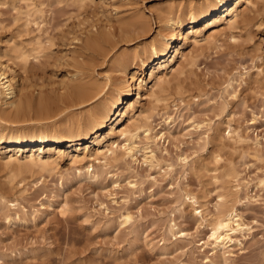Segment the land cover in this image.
I'll list each match as a JSON object with an SVG mask.
<instances>
[{
	"label": "rangeland",
	"instance_id": "rangeland-1",
	"mask_svg": "<svg viewBox=\"0 0 264 264\" xmlns=\"http://www.w3.org/2000/svg\"><path fill=\"white\" fill-rule=\"evenodd\" d=\"M212 3L0 0V60L19 72L24 87L35 95L42 89L56 98L70 86L107 82L109 86L113 82L109 92L115 94V80L122 76L119 69L126 64L131 71L137 69L133 64H139L144 48L164 30L160 11H178L188 20L189 12L211 8ZM259 4L260 15L252 7L238 17L236 27L218 23L222 32L214 41L187 46L193 57L183 64V72L169 73V82L157 97L136 104V116L143 108L148 119L139 121L144 127L139 129L133 158L119 150L115 160L96 161L102 157L99 145L79 140L85 121L73 127L76 142L63 140L45 147L55 158L52 169H28L23 164L39 147L25 146L17 152L18 148L8 146L11 129L6 130L0 138V264H264V188L258 184L264 172V1ZM196 24L203 37L212 31L206 20ZM105 28L113 38L99 35ZM89 30L99 31L101 43L87 44ZM19 49L28 55L26 61L15 57ZM105 50L110 52L102 58ZM119 59L127 63L118 64ZM150 72V66L143 74L138 71L135 83L140 77L149 79ZM152 85L149 81L144 92L151 91ZM136 97L131 96V102ZM97 103L67 110L66 120L76 123ZM32 113V121L0 124L37 132L43 123H56L64 116L41 120L36 110ZM168 115L175 122L169 125L165 141L146 138V129L151 128L153 135L164 129ZM192 118L211 122V129L192 130L188 126ZM230 125L247 141L234 142L228 134ZM112 142L114 146L125 143L117 134L102 148ZM11 154L19 156V165L8 163ZM90 164L94 170L87 172ZM231 171L240 174V181L249 182L248 189L242 185L239 193L233 192L237 182ZM223 191L230 194V202L233 197L242 200L237 206L251 227L242 247L230 249L226 258L210 247L204 250L201 244L208 228L200 225L188 198L198 196L210 216ZM124 214L132 216L131 223L123 222ZM173 222L192 236L174 235Z\"/></svg>",
	"mask_w": 264,
	"mask_h": 264
},
{
	"label": "bare ground",
	"instance_id": "bare-ground-1",
	"mask_svg": "<svg viewBox=\"0 0 264 264\" xmlns=\"http://www.w3.org/2000/svg\"><path fill=\"white\" fill-rule=\"evenodd\" d=\"M78 1L85 4V2L91 0H77V2ZM260 1L263 2L264 0H213L211 8H204L195 13L189 12L190 17L188 20L178 11H172L170 9L167 11H160L158 13V18L162 22L164 30L158 32L157 37L148 44L147 48H144V50L142 49L144 55L140 57L139 64H133L137 69L131 71L128 67L129 64H126L125 66L121 64L124 67H121L122 70L118 69L121 71L122 76H118L116 80L114 79L117 85L114 88L116 91L115 94H111V91V93L109 92L113 82L110 86L109 82H107L103 85L94 83L89 85L87 83L70 86L65 92L61 94L58 93V98L46 96L48 93L44 92L42 89L38 91L37 95H35L34 90L31 91L24 87L25 83L23 84V78L20 77V73L13 70L9 65L4 64L0 60V121L8 124L26 123L34 119L33 116L35 114L32 113L34 110H36V116L41 117V120L54 119L64 113V116L56 121V123L61 122L59 128L55 127L56 123H43L42 125L40 124V127L38 126L39 130L37 132L25 131L27 128L26 126L15 129L12 126L8 127V125L0 124V138L6 135V130L9 128L11 129V134L9 135L10 138L7 143L10 148H18L17 152H19V150L25 146H30V148L33 149L35 146L39 147L36 151L31 152L29 158L27 157V163H24L23 165L28 164V169H30L29 166H31L32 168L36 167L41 170H49L56 162L55 158L50 154L51 149L49 148L50 151L46 152L44 151L45 147H51L63 140H67V142H70L71 144L74 143V141L76 142L78 137L75 135L73 127H79L83 122L86 123L85 121H87V126L85 127L83 134L84 136L79 140L85 142L91 140V142L99 145L98 152L101 153L102 157L99 156L96 161H100L101 159L104 161L109 159L115 160L117 157V151L119 150L122 151V154L127 158H133L135 153H137L135 141L139 137V129L144 127L139 121L148 119V116L143 115L142 107H140L142 109L139 110V114L136 116V104L141 105L142 98L157 97L158 91L161 90L163 84L169 82V73L175 74L183 72V64L189 60L188 58L191 59V57H193L191 56V54H193V52H191L192 50L188 51L186 49L187 46H197L202 43L205 44V42L208 43L214 41V38H217L215 36L222 32L216 27L218 23L226 21L229 24V27H236L239 22L237 21L238 17L241 14L244 15V12L252 7L256 9V6ZM262 4L259 5L262 7ZM260 13L258 11L259 15ZM186 14L187 12L185 15ZM31 15L32 13H30L29 10L28 16L30 17ZM250 17L252 19V16ZM258 17L259 16H257V19ZM244 19L248 24L252 23V20L249 21L248 17H245ZM201 20H206V26L212 28V31L205 37H203L204 35H202L201 29H196V26H198L196 23ZM188 25H190V27ZM259 26H262V23ZM107 30H101L104 32H100L99 35H105L109 40L112 33ZM98 32L94 33L93 30L87 32L88 35L85 37L87 44L97 45L100 42L101 38L99 39V36H97ZM111 37L113 38V36ZM83 39L82 42L84 41ZM79 40L81 39L79 38ZM39 45H41L40 41ZM110 50L102 51L100 53L102 58H106ZM15 54L16 58L22 59L23 61L28 59V55L21 49L16 50ZM120 59L116 61L118 64L128 61L126 58V61H120ZM149 66L151 69L149 79L140 77V82L138 84L135 83V80L139 78L137 77L138 71L143 74L145 69L149 68ZM159 73H162V75H159ZM149 81H152L153 85L151 86V91L145 93L144 90ZM229 86H231L230 82L227 87L229 88ZM136 94L137 97L135 101L131 102L130 97ZM94 101H98V103L96 105L94 104L95 106H92L87 110L86 116L77 117L76 123L66 120L68 114L65 115V112L67 110L76 107L82 108L90 105ZM178 111L179 108L176 109V114ZM190 121L191 122H188V126L192 130H202L203 128L211 129V122H198L193 118L190 119ZM135 122H137V124ZM173 122H175L174 116H166L164 118V129L153 135L151 134L152 129L148 128L145 130L147 131L146 138H151L156 143L162 140L165 141L166 137H168L169 125ZM50 127L52 130H49ZM231 127L232 126L230 125L228 134H231L234 137V142L238 141L244 143L247 141L239 130L232 129ZM107 129H109V131L105 132ZM117 134L124 138L125 143L122 146L119 144L114 146L116 143L112 142L110 147L102 148L107 141ZM256 144L259 145L260 141L257 140ZM150 151L152 152L153 150ZM72 157L77 159L78 155H73ZM20 162L21 160L17 155L14 156L11 154L8 159V163L11 164L17 163L19 165ZM90 169L94 170L93 164H90L87 167V172H90ZM231 174H233L232 178L237 182L233 192L236 194L239 193L242 190V185L247 186L246 189H248L249 182L245 180L240 181V174L237 171H231ZM258 184L264 188V172L258 177ZM231 194L233 195V193ZM229 195L230 194L224 193V191L223 193L218 194V199L214 204V212L211 213L210 216L206 213L204 208L205 204L200 201L201 199L199 200L198 196L192 194L188 197L193 206H195L194 208L196 214L199 216L200 225L208 228L206 240H203L201 245L204 246V250L206 247H210L214 254H218L223 258H226V254L230 253V249L235 248L236 246L242 247V244L245 243V238H247L246 235H248L251 230V227L244 220L242 213L237 206L242 200L232 196L233 199H235L233 200L234 203H232L233 201L230 202L229 200ZM65 209L66 207L64 205L62 207V213L63 211L65 212ZM122 217L124 223H131L133 219L130 214H124ZM170 231L174 235L180 233L186 237L189 235L192 236L177 226V223L175 222L170 225Z\"/></svg>",
	"mask_w": 264,
	"mask_h": 264
}]
</instances>
